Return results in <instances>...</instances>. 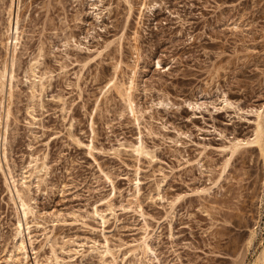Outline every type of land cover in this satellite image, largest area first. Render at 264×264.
<instances>
[{"label":"rangeland","instance_id":"1","mask_svg":"<svg viewBox=\"0 0 264 264\" xmlns=\"http://www.w3.org/2000/svg\"><path fill=\"white\" fill-rule=\"evenodd\" d=\"M8 1L0 0V62ZM131 1L129 22L124 0L19 1L23 32L6 157L15 175L32 157L44 159L48 167L39 173L41 179L28 181L38 215V225L32 223L34 247L43 264H50L49 248L38 245L43 224L57 234L55 253L63 264H98L94 252L72 261L60 247L62 239L101 242L105 233L120 250L116 264H128L127 251L145 222L129 204L137 178L162 264H248L264 235V169L257 150H240L217 178L224 146L250 134L248 110L264 99V0H146L151 8L141 18V0ZM106 41L113 43L98 53ZM39 49V71L50 77L32 97L25 71ZM120 59L122 80L135 71L140 127L114 91L102 93ZM189 100L200 107L191 109ZM140 128L154 156L139 161L127 145L138 139ZM91 139L94 147L84 145ZM106 196L113 197L114 216L108 215L102 230L91 213L96 206L105 208ZM176 196L180 199L172 207L169 201ZM13 214L0 170V264H11L4 250ZM254 227L253 244L244 253V240Z\"/></svg>","mask_w":264,"mask_h":264},{"label":"bare ground","instance_id":"2","mask_svg":"<svg viewBox=\"0 0 264 264\" xmlns=\"http://www.w3.org/2000/svg\"><path fill=\"white\" fill-rule=\"evenodd\" d=\"M20 0H9L5 5V11L7 13V21L6 24L1 31V44L4 47V54L2 55L3 62H0L2 67L0 68V122L4 117L5 122L2 127H0V170L3 175L4 185L6 188V193L8 197V204L13 207L14 210V221L11 227V234L9 240V246L5 248V258L6 262L11 261V264H43L44 261L41 255L38 254L37 249L34 247V237L32 235V223L38 225L36 207L32 203V197L30 196V184L29 180L32 177H37L41 179L39 173L44 172L47 173V164L45 160H41L37 157H32L28 162L26 168L23 167L20 169L17 175H15L14 169L9 164V160L6 157V143H7V126L10 116V101L13 95V86H14V78L16 72V57L17 51L21 44V11H20ZM127 4V21L129 22V18L131 17L134 4L131 0H124ZM150 9L151 6L147 4L146 0H141L140 5L138 6L139 10V18H141L144 9ZM96 15V14H95ZM126 21V22H127ZM127 22V23H128ZM126 23V24H127ZM129 24V23H128ZM112 41H106L104 45L98 50V53H102L103 51L108 50V48L112 45ZM42 49H39L36 56L31 60L28 68H26L25 73L27 72V79L29 80L28 88L30 90L31 96L34 97L36 94L44 89L45 80L49 79L50 75H46L45 71H39V65L41 64L42 57ZM159 63V62H158ZM85 64V63H84ZM122 67V61L117 60L116 66L114 67L113 75L109 78H106V83H104V96L107 92L114 91L119 98L124 102L125 108L129 110V113L136 121L138 127H140L142 118L141 111L137 109L136 102L134 100V90H135V71L128 75L126 80H122L118 75V69ZM134 68V66H133ZM122 70V69H121ZM120 70V71H121ZM105 82V81H104ZM101 91V90H100ZM102 95V94H101ZM102 96V97H104ZM107 96V95H106ZM105 96V97H106ZM222 102L225 106H230L231 102L225 95H222ZM97 98V97H96ZM98 100V99H97ZM186 100V99H185ZM101 101V100H99ZM98 101V102H99ZM96 102V103H98ZM164 102V101H163ZM187 105L191 108H199L200 103L195 100L186 101ZM162 103V101H160ZM168 103V102H167ZM166 103V104H167ZM163 104V103H162ZM251 113V118H247V120L251 121V132L248 136L243 138H234L228 141V143L224 146V149L227 151L226 156L224 157L221 165L219 177L217 180L224 175V172L229 165V161L232 156L238 153L240 150L246 147H254L257 150L258 155L262 160V165L264 169V99L262 102L256 106L251 107L248 110ZM128 113V112H127ZM34 119V116H32ZM93 119V118H92ZM95 122V121H92ZM1 124V123H0ZM92 124V123H90ZM93 125V124H92ZM92 132V136L95 134L94 126H91L90 129ZM139 130L138 139L135 142L129 143L127 145L128 150L135 156L136 160L141 158H152L154 156L153 151L148 148L143 142V138L141 137V128ZM96 135V134H95ZM91 136V137H92ZM73 140L76 143H80L77 136H73L71 134ZM81 139V138H80ZM91 139V143H92ZM74 141V142H75ZM84 142V141H83ZM92 148L93 143L91 145L84 144ZM88 147V148H89ZM94 147V146H93ZM91 150V149H90ZM92 151V150H91ZM90 151V152H91ZM92 153V152H91ZM3 163L5 165H3ZM6 168H5V167ZM136 170V169H135ZM138 170V169H137ZM136 170V171H137ZM137 173V172H136ZM135 173V174H136ZM264 173V172H263ZM109 178L108 176H106ZM111 181V180H110ZM140 180L135 179L132 182V191L128 194L129 204L134 205V208L131 206L132 210L141 215L144 218V226L143 233L140 238L136 241L133 246L128 249L129 259L128 264H162L161 258L155 249V245L152 242L153 235L148 230V225L145 220V212H143L141 200H140ZM263 187H264V177H263ZM113 188V187H112ZM115 188V186H114ZM115 190V189H114ZM129 192V191H128ZM157 198L162 199L163 196L159 191V187H157ZM113 196V195H112ZM113 197L106 196L104 199L103 210H99L97 206L93 209L91 215L92 217L99 218L102 230L105 229V224L107 223L108 215L114 216V201L112 203ZM180 199V196H176L172 198L169 203L173 207L177 201ZM264 200V188L262 191V196L260 201ZM130 207V206H129ZM138 208V209H137ZM89 215V214H88ZM40 223V222H39ZM87 225V224H86ZM42 238L39 247L45 248L48 247L51 252V256L47 259L50 264H63L64 258H59L55 253V245L58 244V236L54 232L53 228H48L42 224ZM95 229V228H93ZM257 229L256 227L249 229V234L244 240V253L248 251L253 244L254 238L256 236ZM36 239V237H35ZM62 245L60 249L65 251L67 254V258L71 259L80 255L81 257L85 256L86 252L88 253H96L99 256L98 264H116L117 259L119 257V249H114L110 245V240L105 233H103V240L97 241L96 239H92L84 242H75L72 241L68 243L66 240L62 239ZM37 245V246H38ZM87 245V246H85ZM260 247L257 251H255V255L252 260L248 264H264V235L260 242ZM28 247L33 251L34 257L33 261H29V251ZM41 248V249H42ZM126 254V252L124 253ZM244 256V254H242ZM31 257V256H30ZM155 259V260H154ZM70 261V260H69ZM73 261V260H72ZM154 261H157L156 263ZM7 264V263H6ZM122 264H125L123 261Z\"/></svg>","mask_w":264,"mask_h":264}]
</instances>
